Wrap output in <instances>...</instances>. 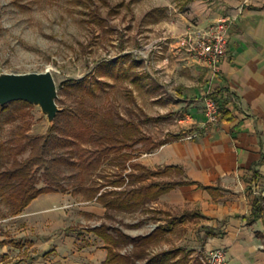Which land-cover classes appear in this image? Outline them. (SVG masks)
Segmentation results:
<instances>
[{
  "label": "rangeland",
  "instance_id": "obj_1",
  "mask_svg": "<svg viewBox=\"0 0 264 264\" xmlns=\"http://www.w3.org/2000/svg\"><path fill=\"white\" fill-rule=\"evenodd\" d=\"M110 1L120 9L111 11L102 5L106 19L100 24L76 0H0V71L50 68L59 86L62 107H79L84 97V104L97 115L111 114L119 121L135 120L149 137L124 149L133 154L131 160L115 164L112 161L118 153L105 156L92 174L86 168L66 167L65 184L69 190L40 195L34 205L45 210L38 215L28 207L18 215L6 216L11 213L10 205L0 195V264H102L108 246L92 228L104 221L137 236L176 217L172 229L151 243L148 251L181 247L189 254V264H198L204 251L220 247L210 241L212 237L207 232L211 218L197 204L169 208L165 201H154L136 210L108 209L92 197L89 187L102 185L119 172L131 171V166L124 169L125 164L137 162L150 145L166 138L168 131L197 126L190 121L197 113L206 117L203 126L217 124L209 121L206 99L199 91L206 88L209 70L181 47L179 40L193 28L212 24L223 16L233 18L241 7L245 8L246 0ZM121 54H130L128 62L140 60L141 64L134 68L149 72L160 87L155 88V83L140 86L131 76L116 80L104 74V79L114 83L98 87L96 94L65 90L70 78L102 76L101 62ZM168 113L173 115L168 120L144 121L146 114ZM11 114L16 119L8 120ZM2 118L8 121L0 129V143L5 142V148H0V160L2 155H15L17 149L10 146L21 127L25 131L29 126L28 133L35 135L51 131L52 125L40 106L13 104ZM85 144L96 146L90 141ZM31 153L27 149L19 153V158L25 159ZM33 173L35 179L42 176L36 167ZM37 185L43 186L45 181L41 178ZM225 226L227 220L218 221L221 231ZM256 227L260 229L255 230L256 240L264 249V225L258 222ZM120 248L127 253L141 249L132 243ZM145 261L140 259L139 263Z\"/></svg>",
  "mask_w": 264,
  "mask_h": 264
},
{
  "label": "trees",
  "instance_id": "obj_2",
  "mask_svg": "<svg viewBox=\"0 0 264 264\" xmlns=\"http://www.w3.org/2000/svg\"><path fill=\"white\" fill-rule=\"evenodd\" d=\"M101 1V4L99 3ZM76 0V3L86 8V13L93 21L100 24L105 22L106 17L102 12V5H106L110 10L119 11L120 7L112 5L110 0ZM123 2L118 5L121 6ZM88 9V10H87ZM130 54L120 56L101 62L102 76L93 74L82 78H70L65 85V90L72 92L75 89L92 94L97 93L98 87L111 85L114 82L104 79V74H109L114 79L132 77V81L138 85L154 84L155 81L147 71H140L138 65L140 60L132 59L128 62ZM155 88L160 84L155 83ZM60 94V93H59ZM235 94L228 86H221L212 92V97L219 107V120L217 124L232 120L235 117L231 108ZM62 99L60 96L58 101ZM28 106L32 103L25 100L11 101L5 105L0 104V129L5 120L2 118L4 112L11 106ZM172 114L150 115L146 114L144 121H162L171 117ZM16 119L11 114L8 118ZM6 120V121H8ZM214 123V122H211ZM22 126V125H21ZM20 126V127H21ZM29 126L27 127V129ZM27 129L21 127L17 131L15 143L10 147L17 149L14 156L2 155L0 160V195L6 199L10 205L11 213L6 215H17L39 195L47 192H67L69 186L65 184L66 167H82L88 169L89 174L95 172L101 166L105 156L118 153L113 158V163L118 164L123 160H131L133 154L124 150L133 144H139L149 137L144 134L139 122L135 120L119 121L114 115H97L84 104L79 107H64L57 115L55 124L51 126V131L46 134H30ZM193 129H183L180 132H169L166 138L159 142H154L147 151L159 147L171 140L184 137ZM194 135L193 137H196ZM86 141L96 143V146H87ZM0 148H5V142L0 143ZM30 149L29 157L19 158V153ZM124 158V159H123ZM129 166L132 170L128 173L122 171L108 182L99 186H90L92 197L97 198L108 209L136 210L148 206L164 193L170 191L178 185L198 183L205 189H209L216 195L217 187L205 185L195 180L183 177L185 169L178 165H168L158 169H153L139 161L125 164L124 169ZM42 172V176L35 179L33 168ZM172 175L171 179H161L166 175ZM45 181V185L38 186L37 182ZM250 189L253 183L258 182L264 186V176L255 172L249 179ZM254 190H249L252 196V218L250 221L262 219L264 221V193L255 194ZM169 222L160 223L152 232L134 236L125 232L119 227L113 226L104 221L96 225L92 230L103 239L108 246L107 258L102 264H140V259H146L144 264H189V254L184 249L168 248L156 253L148 251V247L156 240L170 231L173 227L174 219ZM3 240L0 239V245ZM132 243L141 249L127 253L121 250L124 244Z\"/></svg>",
  "mask_w": 264,
  "mask_h": 264
},
{
  "label": "crops",
  "instance_id": "obj_3",
  "mask_svg": "<svg viewBox=\"0 0 264 264\" xmlns=\"http://www.w3.org/2000/svg\"><path fill=\"white\" fill-rule=\"evenodd\" d=\"M245 5L231 28L228 55L218 72L206 66L210 78L206 88H199L204 96L221 86L230 87L235 94L231 103L235 117L206 127L202 125L206 120L204 113H197L190 119L197 126L181 129L193 131L141 154L137 161L153 169L182 166L183 177L217 187L214 195L198 183L182 184L153 202L165 201L169 208L190 202L199 205L203 214L211 218L207 232L212 237L210 241L227 247L232 264H264L263 244L256 240L255 232L260 230L256 227L258 222L264 225V221H250L253 216L249 193L253 189L258 194L255 188L262 187L255 182L250 189L253 174L264 176V0H246ZM37 198L25 208L36 211L35 215L45 210L34 205ZM219 220H227L223 231L218 228Z\"/></svg>",
  "mask_w": 264,
  "mask_h": 264
},
{
  "label": "built area",
  "instance_id": "obj_4",
  "mask_svg": "<svg viewBox=\"0 0 264 264\" xmlns=\"http://www.w3.org/2000/svg\"><path fill=\"white\" fill-rule=\"evenodd\" d=\"M242 8V7H241ZM238 15V14H237ZM237 15L233 18L223 16L207 26H198L187 31L180 38V46L199 58L211 71L218 72L220 63L228 55L230 32ZM212 90L204 94L207 105V116L210 122L219 120V107L212 97ZM260 186V185H258ZM258 194L263 188H255ZM198 264H232L229 252L225 247L206 250L200 255Z\"/></svg>",
  "mask_w": 264,
  "mask_h": 264
},
{
  "label": "water",
  "instance_id": "obj_5",
  "mask_svg": "<svg viewBox=\"0 0 264 264\" xmlns=\"http://www.w3.org/2000/svg\"><path fill=\"white\" fill-rule=\"evenodd\" d=\"M59 86L53 71H0V104L25 100L40 106L51 125L64 109L58 101Z\"/></svg>",
  "mask_w": 264,
  "mask_h": 264
}]
</instances>
